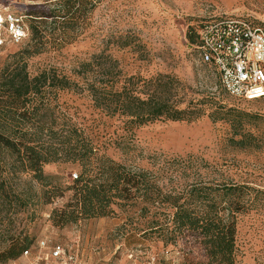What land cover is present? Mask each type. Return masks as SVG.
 <instances>
[{
  "label": "rangeland",
  "instance_id": "obj_1",
  "mask_svg": "<svg viewBox=\"0 0 264 264\" xmlns=\"http://www.w3.org/2000/svg\"><path fill=\"white\" fill-rule=\"evenodd\" d=\"M53 0H0V10L37 14ZM242 16L264 26V0H104L91 14L89 24L71 43L48 49L27 59L36 73L55 68L71 75L78 65L102 50L118 60L127 75L144 79L158 73L174 75L185 99L213 94L224 117L213 121L210 109L194 121L158 119L141 126L125 123L93 107L90 98L69 90L58 93V104L81 126L100 151L133 169L161 176L164 184L179 186L195 178L218 184H238L246 191L248 208L236 215L234 264H264V98L239 101L220 86L215 70L201 62L196 30L208 18ZM0 48V61L29 41ZM128 41L130 45L122 46ZM143 81H140L142 83ZM43 172L53 183L67 186L76 166L47 163ZM39 196L41 184L22 177ZM34 199L17 213L0 214V264H216L200 243L174 236L165 224L168 208L155 210L141 201H120L109 216L82 219L63 227L49 219L53 208ZM145 207V208H143ZM28 234L32 243H9V235ZM43 242V243H42ZM28 244L17 257H10ZM63 251L53 255V247Z\"/></svg>",
  "mask_w": 264,
  "mask_h": 264
},
{
  "label": "trees",
  "instance_id": "obj_2",
  "mask_svg": "<svg viewBox=\"0 0 264 264\" xmlns=\"http://www.w3.org/2000/svg\"><path fill=\"white\" fill-rule=\"evenodd\" d=\"M103 1L45 2L43 10L27 14L29 41L0 61V214L17 213L34 199L50 204L69 191L65 202L49 216L54 226L63 227L109 216L120 201H141L155 210H171L165 224L174 236L200 243L209 257L218 258L216 264H234L236 215L249 206L245 191L249 187L202 178L169 187L160 175L127 167L101 152L58 104L60 91L85 93L94 108L141 126L158 119L194 121L206 109L211 110L208 116L213 121L220 120L225 112L215 95L185 99L178 93L181 82L174 75L158 73L148 79L127 75L118 60L103 50L81 62L71 75L55 68L36 73L27 68L30 57L75 40ZM128 45V41L122 44ZM47 163L74 165L79 172L62 186L44 174ZM23 176L42 185L39 196L30 185L20 186L22 180L29 183ZM21 232L9 235V243H32ZM27 245L10 257L19 256Z\"/></svg>",
  "mask_w": 264,
  "mask_h": 264
},
{
  "label": "built area",
  "instance_id": "obj_3",
  "mask_svg": "<svg viewBox=\"0 0 264 264\" xmlns=\"http://www.w3.org/2000/svg\"><path fill=\"white\" fill-rule=\"evenodd\" d=\"M24 19L0 10V48L27 38ZM196 34L199 59L215 70L229 96L248 102L264 98V26L242 16L220 15L202 21ZM62 251L59 245L53 247L54 256Z\"/></svg>",
  "mask_w": 264,
  "mask_h": 264
}]
</instances>
